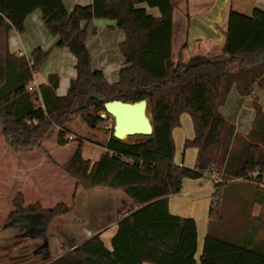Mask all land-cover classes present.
<instances>
[{"label":"trees","instance_id":"trees-1","mask_svg":"<svg viewBox=\"0 0 264 264\" xmlns=\"http://www.w3.org/2000/svg\"><path fill=\"white\" fill-rule=\"evenodd\" d=\"M140 3L159 8L161 15H152ZM36 9H41L50 33L59 37L55 47H68L77 59V75L65 95L57 94V73H49L39 91L27 89L49 51L37 48L30 57L9 51V31L23 32L26 17ZM173 10L172 0H93L72 11L64 0H0V124L11 146L42 149L55 127L61 129L58 144L64 146L69 123L86 114L102 120L104 103L114 99H147L154 126L151 135L133 141L115 138L112 130L105 151L94 162L83 156L84 145L79 143L64 170L85 190L122 191L131 200L130 208L119 218L111 249L96 233L48 264H264V248L253 239L264 230L262 213L250 219L254 231L247 242L209 231L198 260L197 222L171 213L168 198L181 191L184 178L200 177L218 163L222 181L212 197L213 221L221 216L227 183L244 178L263 185L264 107L255 91L264 92V10L257 8L252 15L230 10L220 54L188 59L180 55L176 61ZM98 18L115 20L125 32L120 44L125 65L114 83L93 69L87 29L82 27V22ZM233 87L241 96L252 97L255 115L247 133L221 111ZM183 113H189L194 124L195 136L185 142L186 148L198 149L194 168L175 162L173 130ZM14 207L8 217L11 225L26 233L43 230L52 219L71 212L65 203L52 208L24 205L22 195Z\"/></svg>","mask_w":264,"mask_h":264},{"label":"crops","instance_id":"crops-1","mask_svg":"<svg viewBox=\"0 0 264 264\" xmlns=\"http://www.w3.org/2000/svg\"><path fill=\"white\" fill-rule=\"evenodd\" d=\"M92 2L93 0H64L65 7L68 11H72L78 5H90L92 4ZM172 2L174 4L172 57L175 61L180 55L184 59H188L190 56L197 54L209 56L220 54L225 42V31L227 30L228 14L230 10H235L245 15H252L254 10L257 8L264 10V0H172ZM138 6L147 8L148 12L156 17H159L161 15L160 10L157 7H150L146 3H140ZM97 20L98 19H94L89 22L84 21L82 22V27L87 29V43L91 52L92 66L94 70L103 71L106 77V61L103 62L102 60H98L96 63L94 54L92 52L93 48L90 47V41L92 40V38L97 37L95 33L99 31V25L96 24ZM112 21L116 23L115 20ZM114 25H111L113 30L115 28ZM58 39V36L53 35L46 28L41 9H36L26 17L23 32L18 31L16 28H12L9 31L8 48L9 51L13 54L25 55L27 57H30L37 48H41L44 51H50V54H55L56 57L53 62V68L47 70L44 74H42V78L39 77V72L34 73V81H36V83L39 85L42 83H46L49 73H57L60 77L57 94L65 95L68 91L71 80L77 75V70L75 68L77 59L68 47H55ZM124 40L125 32L124 38L121 42H123ZM101 44V48L105 51L106 49L103 48V43ZM122 58L123 61L121 63V66L119 65L120 70L125 65V59L124 57ZM256 92L258 93V95L263 94L262 90L256 89ZM221 111L224 116L230 122L234 123L237 126L238 130H240L241 132L247 133L250 130L255 115L251 96H241L236 87H233L230 91L226 104L221 107ZM194 136L195 130L193 120L189 113H183L180 116V125L173 130V137L176 148L175 162L178 165L189 168L195 167L198 149L194 147H185L186 140L192 139L194 138ZM77 146L78 144L73 147L70 152V156L72 155V152L75 151ZM53 147L54 148L52 149L49 148L50 153H54L56 150H58V152L63 150L61 146H57V149L55 148V146ZM101 148L102 152L98 154V157L93 159L94 161H96L104 152L105 147L101 146ZM39 151V149H33L26 154L27 157L28 154H31V156L33 157L35 156L34 154L38 153L39 160L37 161L34 159L32 164L27 169L21 170L25 172V174H22L21 172L18 174L20 179L22 180V182L19 183L18 188L23 189L20 192L25 195V199L27 200L28 195L26 194V190L29 186L33 187L36 195L34 202L40 200L44 204L46 200L51 199V195H55V192H53L54 194H51V190L54 188L57 189V184L59 182H55V179H50V181H48L44 185L39 182L43 179L41 178V171L38 169L44 166L47 156V154L42 155V153H40ZM62 182L60 183L63 184ZM70 182H72L71 186L73 187L75 181L71 180ZM260 186L264 187V185ZM260 186H258L255 181L244 178H236L230 183H227L223 187L222 191V194L225 195V198L221 204V216L218 220L216 219L213 221H210L209 215L212 205V197L214 192L216 191V186L207 177H186L183 179L181 191L177 194H171L168 196L169 209L171 213L184 217H193L197 222L198 251L196 257L198 260L200 259L203 249V246L201 248V243H199V237L201 229H203V226L205 225L207 226V233L211 231L219 237H228L227 239H230L232 241L247 242L248 240L253 238L252 232L254 231V225L252 226L250 224L249 217H251V215H255V217H257L260 215V213L264 215V190ZM46 187L48 190L45 189ZM75 188H80L77 186V182H75ZM94 190H96V188ZM94 190L86 191L91 192ZM97 190H99V188H97ZM96 193L97 195H126L120 190L113 189H100V191H97ZM39 195H45L46 197L44 199L38 198ZM209 195H211V199L207 198ZM209 200L211 202L209 204V208H207ZM229 200L232 207L228 210L223 211L224 203L227 201L226 205H228ZM257 207L258 213H255L254 210ZM87 220V217L78 218L77 222L75 221L74 224L71 225L79 227L77 229V232L71 233L69 235V239L74 238L75 240H77L76 243H81L83 240L92 236L93 234L101 233V237L104 243L108 248L111 249V240L117 231V223L119 219L102 228H99L96 225H92L91 229L83 228L81 225L83 221ZM258 222H262V220H258ZM88 233H90V235H88ZM253 239L254 241L261 244L259 247L264 248V230H262L260 234L254 236ZM63 253L65 252H59V254H57L55 257L40 264H48L50 260L62 255ZM25 262L28 264H32L34 260L30 255L21 260L17 258L14 262L10 263L24 264Z\"/></svg>","mask_w":264,"mask_h":264},{"label":"rangeland","instance_id":"rangeland-1","mask_svg":"<svg viewBox=\"0 0 264 264\" xmlns=\"http://www.w3.org/2000/svg\"><path fill=\"white\" fill-rule=\"evenodd\" d=\"M96 24L99 25V31L95 33L97 37L92 38L90 41V47L93 48L92 52L94 54L96 63L98 60H102L103 62L106 61V77L108 81L116 82L119 79L120 66L123 61V56L120 52V42L124 38V31L118 28L116 23L108 18H98ZM111 25H114V30L112 29ZM101 43H103V48L106 49L105 51L101 48ZM55 57V54H50L49 51L47 58L38 69L40 78L43 77L42 74H44L47 70L53 68ZM259 98L261 104L264 107V92L262 95H259ZM100 115L103 117L102 120L95 119L96 117L86 114L84 116L76 117L71 123H69L66 126V140L68 143L64 146L58 144V132L61 130L60 127H55L53 131H51V133L43 140V148L39 149V152L42 153V155L47 154V156L44 166L38 169L41 171L40 174L42 175L41 178L43 179H41L42 181L39 182L42 183V185L50 181V179H55V182H59L57 184V189L54 188L51 190V194H54L53 192H55V195H51V199L46 200L44 204L40 200L34 202L36 195L33 187L29 186L27 190L25 189L27 192L26 194L28 195L27 200L25 199V195L20 192L23 189L18 188L19 183L22 182L18 174L20 172L25 174V172L21 170L27 169L32 164L34 159L38 161L39 154L36 153L33 157L31 154H28L27 157L26 154L33 149H16L11 146L3 134L2 126L0 124L1 264H14L10 262H14L17 258L20 260L24 259L26 256L30 255L34 260L32 264H40L55 257L57 254H59V252H66L80 244L76 243L77 240L74 238L69 239V235L71 233L77 232L79 226L71 225H73L75 221L77 222L78 218L87 217L88 220L83 221L81 224L83 228L91 229L92 225L102 228L115 222L120 218L123 212L125 213L129 210L131 200L126 195H97L96 192L100 191V189L110 190V188L104 187H99V190H97V188L96 190L93 189L94 191L91 192L86 191L85 189L82 190L83 188L81 187V189L75 188L76 180L64 170V166L68 163L74 153L73 151L72 155L70 156L71 150L75 145H79L80 142L85 145L83 146V156L86 159H91L94 161L93 159L98 157V154L102 152L101 146L103 147L106 144L109 136L112 134L114 118L104 111H101ZM70 135L73 136L72 141L68 140V136ZM140 137L141 135L130 136L126 138L125 141L137 140L140 139ZM53 146H55V148L57 146H61L63 150L59 152L56 150L54 153H50V149L54 148ZM213 166L217 167L221 171V166L218 163H215ZM204 177L208 178L207 175H204ZM69 179L70 181H75L73 187L71 186L72 182H70ZM62 181L66 182L64 183ZM45 189H47V187ZM18 195L23 196L24 205H30V203L32 204L34 202L41 204L44 208H52L58 203H65L71 207V212L69 214L52 219V221L43 230L26 233L27 231L25 232L12 226L11 221L8 218L9 214L15 208L14 200ZM45 197V195L38 196V198L43 199ZM207 198L211 199V195H209ZM210 202L211 201L209 200L207 208H209ZM226 202L223 205L225 208H223V211L232 207L230 200L228 201V205H226ZM254 211L255 213H258V207ZM254 216L255 215H251L249 220L254 218ZM206 233L207 226L205 225L203 226V229H201L199 237L201 248L203 246ZM88 235H90V233H88ZM24 264L28 263L25 262Z\"/></svg>","mask_w":264,"mask_h":264},{"label":"water","instance_id":"water-1","mask_svg":"<svg viewBox=\"0 0 264 264\" xmlns=\"http://www.w3.org/2000/svg\"><path fill=\"white\" fill-rule=\"evenodd\" d=\"M105 112L114 118L113 136L120 140L130 136H148L154 131L147 99L122 101L114 99L104 103Z\"/></svg>","mask_w":264,"mask_h":264},{"label":"built area","instance_id":"built-area-1","mask_svg":"<svg viewBox=\"0 0 264 264\" xmlns=\"http://www.w3.org/2000/svg\"><path fill=\"white\" fill-rule=\"evenodd\" d=\"M27 89L31 92L39 91L38 90L39 84H37L36 81H34V75H33V78L28 82ZM36 97H38V96H36ZM28 122H30V121H28ZM68 140L72 141L73 136L72 135L68 136ZM204 175H207L208 178L212 181V183H214V185H216L222 181L221 171L215 166H212L210 169H205L202 172V176H204ZM262 184L264 185V173H263Z\"/></svg>","mask_w":264,"mask_h":264},{"label":"bare ground","instance_id":"bare-ground-1","mask_svg":"<svg viewBox=\"0 0 264 264\" xmlns=\"http://www.w3.org/2000/svg\"><path fill=\"white\" fill-rule=\"evenodd\" d=\"M126 138H128L127 136L126 137H124V139H126Z\"/></svg>","mask_w":264,"mask_h":264}]
</instances>
